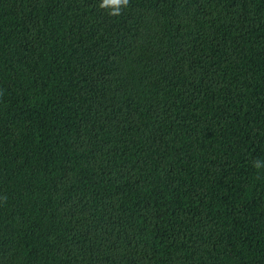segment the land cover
I'll return each instance as SVG.
<instances>
[{"label":"trees","instance_id":"obj_1","mask_svg":"<svg viewBox=\"0 0 264 264\" xmlns=\"http://www.w3.org/2000/svg\"><path fill=\"white\" fill-rule=\"evenodd\" d=\"M100 3L0 0V264H264V0Z\"/></svg>","mask_w":264,"mask_h":264},{"label":"clouds","instance_id":"obj_2","mask_svg":"<svg viewBox=\"0 0 264 264\" xmlns=\"http://www.w3.org/2000/svg\"><path fill=\"white\" fill-rule=\"evenodd\" d=\"M130 0H101L99 7L101 9H107L110 16H120L122 15L124 9L129 7ZM254 167L260 169L264 167V162L256 160L254 162ZM6 199V197H5Z\"/></svg>","mask_w":264,"mask_h":264}]
</instances>
